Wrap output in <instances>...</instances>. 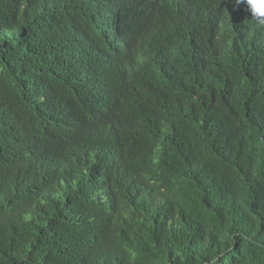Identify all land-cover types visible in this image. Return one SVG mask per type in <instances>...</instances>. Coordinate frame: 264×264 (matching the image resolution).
<instances>
[{"label":"trees","instance_id":"16d2710c","mask_svg":"<svg viewBox=\"0 0 264 264\" xmlns=\"http://www.w3.org/2000/svg\"><path fill=\"white\" fill-rule=\"evenodd\" d=\"M250 9L0 0V264H264Z\"/></svg>","mask_w":264,"mask_h":264},{"label":"clouds","instance_id":"9594fccd","mask_svg":"<svg viewBox=\"0 0 264 264\" xmlns=\"http://www.w3.org/2000/svg\"><path fill=\"white\" fill-rule=\"evenodd\" d=\"M237 3H247L251 6L253 15L257 17V23L264 25V10H260V6L264 5V0H237Z\"/></svg>","mask_w":264,"mask_h":264},{"label":"snow or ice","instance_id":"6c2138e0","mask_svg":"<svg viewBox=\"0 0 264 264\" xmlns=\"http://www.w3.org/2000/svg\"><path fill=\"white\" fill-rule=\"evenodd\" d=\"M260 10H264V5L260 6Z\"/></svg>","mask_w":264,"mask_h":264},{"label":"bare ground","instance_id":"6f19581e","mask_svg":"<svg viewBox=\"0 0 264 264\" xmlns=\"http://www.w3.org/2000/svg\"><path fill=\"white\" fill-rule=\"evenodd\" d=\"M248 6H250V5H248Z\"/></svg>","mask_w":264,"mask_h":264}]
</instances>
